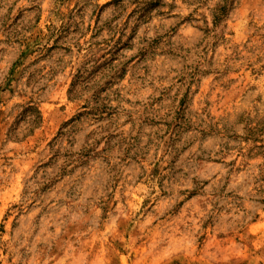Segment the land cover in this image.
<instances>
[{
  "label": "rangeland",
  "instance_id": "374dc122",
  "mask_svg": "<svg viewBox=\"0 0 264 264\" xmlns=\"http://www.w3.org/2000/svg\"><path fill=\"white\" fill-rule=\"evenodd\" d=\"M0 264H264V0H0Z\"/></svg>",
  "mask_w": 264,
  "mask_h": 264
}]
</instances>
